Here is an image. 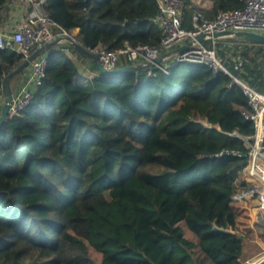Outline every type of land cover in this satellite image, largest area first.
Masks as SVG:
<instances>
[{
    "label": "trees",
    "instance_id": "obj_1",
    "mask_svg": "<svg viewBox=\"0 0 264 264\" xmlns=\"http://www.w3.org/2000/svg\"><path fill=\"white\" fill-rule=\"evenodd\" d=\"M242 6L213 0L210 13ZM44 10L79 30L86 50L160 42L157 0H45ZM193 11L185 0V29ZM231 41L216 49L228 74L180 62L168 74L106 77L90 61L96 75L84 82L64 46L47 48L31 101L0 127V264H251L243 255L253 234L240 224L259 201L231 205L248 187L238 174L248 159L241 137L254 125L232 78L264 94V45ZM22 61L0 49V96ZM184 99L206 114L168 120Z\"/></svg>",
    "mask_w": 264,
    "mask_h": 264
},
{
    "label": "built area",
    "instance_id": "obj_2",
    "mask_svg": "<svg viewBox=\"0 0 264 264\" xmlns=\"http://www.w3.org/2000/svg\"><path fill=\"white\" fill-rule=\"evenodd\" d=\"M239 1L243 5L242 8L221 10L212 18L204 16L200 11H194L190 18V27L185 29L181 19L184 0H157L154 20L161 30L157 47L125 44L117 50L97 46L88 51L106 70L140 66V69H145L147 75L152 77L157 71L168 74L169 69L177 63L188 62L205 66L215 73L222 71L228 74L215 47L208 46L205 42L211 41L214 45L217 41L229 40L226 37H213L212 35L217 32L264 34V0ZM44 5L45 0H9L6 3L7 16L0 20V49L15 50L23 56L22 62H24L37 49L57 41L56 45L64 46L65 53L71 57L67 46H72L71 41L77 39L49 18ZM187 42H190V45L182 51L173 52ZM45 51L37 54L28 63L23 70V78L12 90L9 117L17 115L29 104L34 92L41 84L47 62ZM157 60L159 62H156ZM232 82L240 86L246 96L249 112L244 115L254 125L253 134L241 137L243 144L248 148V159L241 165L247 166L243 172L241 171L242 174L240 173L239 177L248 181L247 179H251L252 175L256 174L257 182L252 181L250 185L253 189L243 191L241 197L251 199L259 195L260 200L261 189L264 187V94L258 93L237 78H232ZM1 102L0 115L4 97ZM247 193H249L248 198Z\"/></svg>",
    "mask_w": 264,
    "mask_h": 264
},
{
    "label": "rangeland",
    "instance_id": "obj_3",
    "mask_svg": "<svg viewBox=\"0 0 264 264\" xmlns=\"http://www.w3.org/2000/svg\"><path fill=\"white\" fill-rule=\"evenodd\" d=\"M194 4L198 7L199 3L194 2ZM200 5H202V2ZM77 32H78V30H74L71 33L72 36L76 39H77ZM227 43H229L228 45L233 44L231 40L230 41L220 40V41L215 42L214 45L211 41L205 42L206 45L214 46L215 49H220V47L222 45H226ZM70 56L72 57V59L74 61L77 62V64H79V66L84 67L86 64H91L90 60L87 58L86 59L85 58H78V57H76V55H74L72 53ZM15 81L12 82V85L15 83ZM1 101H2V97H0V107L2 105ZM183 101H184L183 105L179 110L170 112V115L168 116V120L179 118V117H186L187 113H190V116L195 115V114H200L199 112H202L204 115L206 114L207 106L205 104L196 103V102H193V101H190L187 99H184ZM201 121L204 124L210 126V124H207L205 118L202 119ZM238 174H240V173L238 172ZM239 178L242 181H244L248 187L246 189L240 190L238 193H236L233 196V202H232L231 208L234 205L238 204L239 202H247L249 204H252L256 200H259V195H256L251 199H246V198L241 197L243 195L242 194L243 191H250L251 189H253V187L250 185L252 183L251 179H247L248 181H245L244 179H242V177H239ZM257 212H258V210H256V211L254 210L251 212L253 219H251V222L249 224H244V223L240 224L241 228L250 229L252 234H253V238H254V241L246 244V246L244 248L243 257L245 260H248L249 262H245L240 258L245 263L252 262L251 264H258V263L264 261V258H263V256H264V218L263 217L264 216L263 215H261V216L256 215ZM232 226H233V224H232ZM231 227H230V231H231ZM91 254L95 260H97V261L100 260V256L98 254H96L95 252H91Z\"/></svg>",
    "mask_w": 264,
    "mask_h": 264
},
{
    "label": "water",
    "instance_id": "obj_4",
    "mask_svg": "<svg viewBox=\"0 0 264 264\" xmlns=\"http://www.w3.org/2000/svg\"><path fill=\"white\" fill-rule=\"evenodd\" d=\"M215 38H224L226 37L229 40L232 39H237V40H243L247 43L250 44H257V45H264V34H258V33H253V32H217L212 35ZM72 45L78 49L80 52H82L87 58L92 60L93 64L97 68V70L106 77L109 76H115L119 77L121 75H124L128 72H135L140 70V66H127V67H122V68H116L114 70H106L105 68L102 67V65L98 62L96 57L89 52L88 50L84 49L77 40H72ZM57 41H53L49 44H46L42 46L41 48L37 49L32 55L29 56V58L22 62V64L7 76L6 80L4 81V92H3V97H4V104L1 109V115H0V127L4 124L8 117L10 105H11V100H12V90L10 87V79L13 78L15 75L21 73L25 67L28 65V63L40 52L46 50L47 48L56 45ZM190 45V42H187L184 46H181L179 48H176L173 52L176 51H182L185 47ZM156 62H159L157 60Z\"/></svg>",
    "mask_w": 264,
    "mask_h": 264
},
{
    "label": "crops",
    "instance_id": "obj_5",
    "mask_svg": "<svg viewBox=\"0 0 264 264\" xmlns=\"http://www.w3.org/2000/svg\"><path fill=\"white\" fill-rule=\"evenodd\" d=\"M185 2V0H184ZM194 2L199 3L198 7L194 4ZM202 2V5H200ZM213 0H189V5L194 8V11H200L204 16L208 17V18H212L211 16V4H212ZM193 11V12H194ZM80 35V31L78 30L77 32V37ZM76 65L78 66V70L80 73V81L84 82L87 78L91 77V75H96V71L92 70L91 68V64H86L84 67L79 66V64H77V62L75 61ZM24 72L22 71L20 73V75H18V77L16 78L15 83L12 85V83L10 84L11 90H14L17 86V84L20 82V80L23 78ZM0 97H3L0 96ZM253 181V180H251ZM256 211L258 210L257 214L258 216H260L261 214H264V211L260 210L258 206L256 207H252L250 209V211Z\"/></svg>",
    "mask_w": 264,
    "mask_h": 264
},
{
    "label": "bare ground",
    "instance_id": "obj_6",
    "mask_svg": "<svg viewBox=\"0 0 264 264\" xmlns=\"http://www.w3.org/2000/svg\"><path fill=\"white\" fill-rule=\"evenodd\" d=\"M246 166H245V168H246ZM251 180H253L254 182H257V176H256V174H253L252 175ZM261 194H262V198L260 200H258L259 201V206L258 207H259L260 210L264 211V187H262V189H261ZM246 197L247 198L249 197V193H247V196ZM263 258H264V256H263ZM250 263H252V262H250Z\"/></svg>",
    "mask_w": 264,
    "mask_h": 264
}]
</instances>
